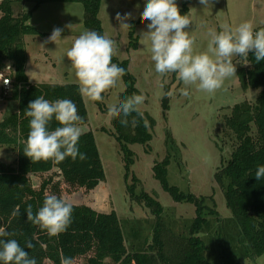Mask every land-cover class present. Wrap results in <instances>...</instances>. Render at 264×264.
<instances>
[{
	"label": "rangeland",
	"instance_id": "374dc122",
	"mask_svg": "<svg viewBox=\"0 0 264 264\" xmlns=\"http://www.w3.org/2000/svg\"><path fill=\"white\" fill-rule=\"evenodd\" d=\"M37 1L20 0L15 4V13L33 10ZM145 2L101 0L98 17L104 36L115 41L114 56L119 61H129V71L136 77L138 93L135 94L145 97L140 110L156 121L151 130L152 139L147 143L124 144L116 140L112 119L105 110L108 111L110 105L120 104L127 88L122 76L115 87L102 93L101 101H91L84 96L88 122L78 125L82 133H94L106 180L95 189L85 191L66 183L54 169L45 174L31 175V182L38 189L48 181L47 192L60 190L62 198L70 204L87 205L103 213L115 211L123 225L127 248L130 251L147 250L153 242L158 217L134 196L145 192L161 204L160 224L165 239L188 236L198 216L195 204L176 201L155 177L154 166L168 160L167 180L170 185L202 201L201 216L207 219V228L199 236L206 246L208 259L214 264H231L235 255H239L245 259L239 258L232 264H264V254L249 257L247 248L239 242L237 223L215 178L216 172L231 158L237 143L225 126V117L238 103L249 101L255 105L261 92V88H245L242 84L240 71L248 69L247 57L232 58L236 75L226 78L221 89L208 93L199 90L197 85H191L187 86L189 95H181L180 90L186 86L178 73L163 76L157 73L151 58V42L142 38V34L148 31L147 23L141 20ZM176 3L181 14H188L192 21L185 30L195 38L194 53L207 52L210 30L220 32L222 24L227 23L234 28L250 21L254 31L264 27V0H210L209 7L201 5L200 0H176ZM117 13L122 16L131 13V19L125 21L129 28L120 27ZM84 18L85 8L80 1L63 3L51 0L33 11L29 24L43 35L24 38L28 59L26 73L31 83L79 85L66 53L73 41L88 31ZM57 27L63 29L61 40L45 44L44 41ZM136 38L138 44L134 46ZM11 72L3 70L0 81ZM166 92L169 110H164L162 105ZM12 100H0V121L17 111L18 103ZM16 160L17 152L12 147L0 145V164L16 166ZM44 264L54 263L47 259ZM74 264H86V258L79 257Z\"/></svg>",
	"mask_w": 264,
	"mask_h": 264
},
{
	"label": "trees",
	"instance_id": "16d2710c",
	"mask_svg": "<svg viewBox=\"0 0 264 264\" xmlns=\"http://www.w3.org/2000/svg\"><path fill=\"white\" fill-rule=\"evenodd\" d=\"M43 1L45 0L37 1L33 10L19 13H15L14 7L20 0L0 2V73L7 65L12 66L13 70L9 74L12 79L11 98L18 101L17 112L0 121V145L10 146L17 152L16 166L0 164V226L14 232L15 235L9 238L16 239L21 247H26L28 241L34 245L26 250L37 260V264H44L47 259L60 264L61 256L71 257L73 261L84 257L86 264H214L208 259L206 246L199 236L207 228V219L201 216L202 201L195 195L183 193L177 186L170 185L167 180L168 160L154 166L155 177L176 201L196 205L198 216L188 236L164 238L160 224L162 206L145 192L140 196H132L145 203L158 217L153 242L147 246V250L130 251L127 248L123 225L115 211L103 213L87 205L71 204L72 223L66 232L56 237H50L46 230L26 220L25 209L29 204L35 213L43 206L46 194L62 197L60 190L47 192L48 181H44L40 188H35L31 175H41L55 169L66 183L85 191L95 189L106 180L100 151L92 131L82 133L78 142L80 152L87 155L85 161L77 159L74 162L68 157L59 164L52 160L33 163L23 153L30 130V118L25 115V110L29 102L39 96L49 101L71 99L83 118L79 125L88 122V110L78 84H33L28 79L24 38L43 35L29 24L33 11ZM74 1L84 4L86 29L104 36L98 17L101 0ZM137 39L134 46L138 44ZM247 60L248 69L240 71L242 84L245 88H261V92L255 105L243 101L236 104L231 114L225 117V126L237 143L231 158L216 172L215 178L237 223L239 242L247 248L249 257H259L264 254V180L257 181L254 173L258 165H264V60L257 63L252 53L247 56ZM112 63L124 68L126 73L123 79L127 88L121 96V103L126 97L138 93L136 77L129 71L128 60L119 61L113 56ZM167 92L162 99L164 110H169ZM3 97L6 98L7 95L2 93ZM143 113L148 121L147 128L136 113L111 118L118 142L147 143L152 139L151 130L156 126V121L148 113ZM122 119L128 120L127 126L121 124ZM134 120L137 122L133 123ZM58 126L53 120L50 130ZM16 206H19L21 215L14 217L12 212ZM239 258L245 259V256L235 255L231 264Z\"/></svg>",
	"mask_w": 264,
	"mask_h": 264
},
{
	"label": "clouds",
	"instance_id": "9594fccd",
	"mask_svg": "<svg viewBox=\"0 0 264 264\" xmlns=\"http://www.w3.org/2000/svg\"><path fill=\"white\" fill-rule=\"evenodd\" d=\"M204 7L211 6L210 0H200ZM131 19V13L116 14L120 27L129 28L125 21ZM141 20L147 23L148 31L142 38L151 42L152 60L155 71L160 75L178 73L179 79L186 86L180 94L188 96L187 86L197 85L198 89L214 93L222 88L226 78L236 75L233 63L234 56L247 57L254 54L255 61L264 60V28L254 31L250 21L231 27L222 24V31L210 30L211 37L207 52L194 53L195 38L185 29L192 24L189 15H182L176 0H146ZM71 25H66L70 27ZM62 28H54L51 35L44 41L57 43L61 40ZM211 53V55H209ZM116 54L115 41L96 31L88 30L80 34L74 41L66 56L75 69L81 96L91 101H101L102 93L116 86L117 81L125 75V69L112 63ZM145 101L143 94H132L119 105L108 107V116L118 118L122 114L127 117L132 113L148 121L139 106ZM29 120V133L24 148V155L33 163L49 161L59 164L71 157L85 161L87 155L80 152L79 138L82 134L78 126L83 118L78 114L77 105L71 99L49 101L43 96L30 101L25 110ZM55 120L58 127L50 130ZM121 124L127 126L128 120L122 119ZM137 121H133L136 123ZM257 181L264 180V165H258L254 173ZM26 220L46 230L50 237H56L67 231L72 223L73 206L56 194H46L43 206L33 213L29 204L25 209ZM21 215L16 206L12 216ZM6 227L0 226V262L2 264H37V260L29 255L26 248L34 245L28 241L21 247ZM60 264H74L71 257L61 256Z\"/></svg>",
	"mask_w": 264,
	"mask_h": 264
},
{
	"label": "built area",
	"instance_id": "2783aa9c",
	"mask_svg": "<svg viewBox=\"0 0 264 264\" xmlns=\"http://www.w3.org/2000/svg\"><path fill=\"white\" fill-rule=\"evenodd\" d=\"M5 69L7 71L13 70L11 65H7ZM11 87H12V79L10 75H7L0 81V91H2L4 95H8L11 92Z\"/></svg>",
	"mask_w": 264,
	"mask_h": 264
},
{
	"label": "crops",
	"instance_id": "0c3cea01",
	"mask_svg": "<svg viewBox=\"0 0 264 264\" xmlns=\"http://www.w3.org/2000/svg\"><path fill=\"white\" fill-rule=\"evenodd\" d=\"M51 0H45V1H43L39 6H43L45 3H48V2H50ZM55 1V0H54ZM58 1V0H57ZM59 1H61V2H63V3H67V2H72V1H74V0H59ZM39 6H38V8H39ZM37 8V9H38ZM33 16V15H32ZM28 60V59H27ZM27 64V63H26ZM26 69H27V66H26ZM28 76V75H27ZM31 83V82H30ZM39 84H41V83H39ZM12 94V93H11ZM11 94L9 93L8 94V98H0V100H8V99H12L11 98ZM15 101H17V100H12V102H15ZM17 103H18V101H17ZM17 110H18V108H17ZM17 112V111H16Z\"/></svg>",
	"mask_w": 264,
	"mask_h": 264
}]
</instances>
